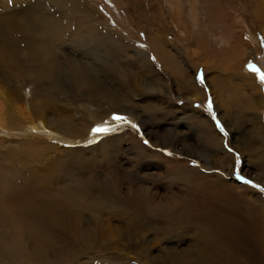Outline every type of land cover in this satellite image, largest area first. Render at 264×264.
Listing matches in <instances>:
<instances>
[{
	"label": "rangeland",
	"instance_id": "obj_1",
	"mask_svg": "<svg viewBox=\"0 0 264 264\" xmlns=\"http://www.w3.org/2000/svg\"><path fill=\"white\" fill-rule=\"evenodd\" d=\"M47 9L53 18L45 19ZM20 11L21 20L66 31L55 50V83L45 60L27 65L42 75L23 69L36 33L9 25L16 42L0 39V88L11 115L28 102L51 126L44 137L42 130L30 134L20 117L0 125V264H44L31 257L40 246L33 225L42 211L50 233L72 252L73 259L55 264H174L170 255L191 244L188 215H167L183 205L185 184L193 181L187 169L200 181L242 185L260 198L257 205L264 203V134L258 139L254 131L264 132V0H0V18ZM94 27L105 40L101 47L86 36L74 41ZM156 45L171 54V66ZM73 64L92 73L79 76ZM245 71L256 81L237 77ZM219 75L224 95L212 80ZM185 82L196 84L197 93ZM117 90L118 102L111 100ZM205 120L215 133L204 135ZM98 124L110 132L93 137ZM69 125L79 133L67 131ZM123 133L126 140L119 139ZM78 189L87 199L84 224L71 227L65 196ZM10 216L22 217L21 235L12 232ZM86 226L98 228L92 246L78 239Z\"/></svg>",
	"mask_w": 264,
	"mask_h": 264
},
{
	"label": "bare ground",
	"instance_id": "obj_2",
	"mask_svg": "<svg viewBox=\"0 0 264 264\" xmlns=\"http://www.w3.org/2000/svg\"><path fill=\"white\" fill-rule=\"evenodd\" d=\"M29 8L30 7H28V9ZM39 8L40 7H38V11L40 10ZM46 14H48V9L46 10ZM20 15H21V11L19 13L10 12V14L7 17L0 18V36H2L0 37V39L2 41H5L6 44H14V42H16L15 38L12 37L13 31L8 27L9 25L13 26V25H18V24H23L25 25V27L23 28L25 32L36 33L34 35L35 36L34 40L36 41V43H34V46H35L33 48L34 50H32L31 53L28 52L27 55L24 56L27 58V60L23 59V64H22V66H24L23 69L30 68L32 71H34L32 72L33 77L42 75V73L36 71L37 69L35 67H34L35 69L33 67L32 69L31 67L27 65L30 64V62H32L35 59L45 60L47 62V65H44V66H48V70L46 71L45 69L46 76H48V79L52 83H55V80L59 74V73L57 74L59 70V63L55 62V56H56L55 50L57 48V45L58 46L60 45L59 43L57 44V42L63 36H65L64 34L65 32L63 33L64 35L61 36V30L65 28L62 27L63 29L61 30L59 29L60 31H57L58 29H57V26L55 27V25H58V24H54V27L44 28L43 26H40V22H41L40 20L39 22L38 20L36 21L33 19H27V18H25L24 20H21L19 18ZM23 15L24 14H22V16ZM47 16L45 17V19L53 18L50 16V14H48ZM35 23L36 25H34ZM77 27L78 26H76L75 28ZM63 31H66V30H63ZM99 33H100L99 29H97V27H94L93 30H90L89 32H85L84 35L75 34V39L74 38L73 39L74 41H78V40H81V38L86 36L85 39L87 41V44L94 43V44H98L101 47L103 43L105 42V40L103 39L102 35H100ZM116 42L114 43V45H116ZM233 49H235L234 51H236V49H240V46H237ZM122 50L121 48L120 49L115 48L114 53H117ZM156 50H157V54H159V56L166 62V64L170 65L168 62L169 59L172 60L174 63V60L172 59L173 57L171 56L170 53H168V51H164L165 50L164 47H160L156 45ZM111 53H113L112 50H111ZM56 64L58 66V69L56 67ZM175 65L176 67L175 66H172V67H174L175 70L177 69L178 73L180 72L184 76L186 71L184 72L183 69L179 67V65L177 64ZM206 66H207V69H209L208 64ZM73 68L75 69V72L79 73V76H82V77H85V75L88 73L89 74L92 73L91 72L92 68L89 66L80 68L79 65L73 64ZM243 73H245V75ZM237 77L245 78L248 81L250 80L256 81L255 75L251 74L248 71L240 73V75H238ZM212 80L214 81V86L216 87V90L219 92V94L224 95V91H225L224 89L226 87H225L224 81L221 79V75H219L218 77L216 76L213 77ZM249 84H252V83L249 82ZM99 85L101 84L99 83L97 86ZM187 85L189 88L188 91H192V92L195 91V93H197L196 90H198V88L196 87V84L195 85L190 84L189 86V83H186V86ZM254 87L255 86H251L250 89L251 90L253 89L252 92L254 91V93H256L257 90H255ZM119 94L120 92H118L117 90L116 93L112 94L111 100L114 98H117V102L120 101V99L117 96ZM249 100L250 102H252V99H249ZM117 102L115 103L118 104ZM9 104H10L9 98L7 97L4 90L0 88V125L10 120L17 122L18 121L17 118L20 117L22 121H24L25 127L26 129H28V132L30 134L33 135L35 131L42 130L43 136L47 137V135L45 134V131L51 130L49 129L51 128V126H48L45 123V121H43L41 118H38L31 113L30 105L28 102L27 104H23L17 107L16 118L11 115L9 111ZM189 117L191 118L193 117V115ZM202 118L201 120H204ZM14 122H10V123H14ZM65 123H69V122L66 120ZM210 125H211L210 123L209 124L207 123L206 127H203L204 130L206 128L204 135L215 133ZM76 128L77 127L75 126L69 125L65 129L72 134H77L79 132ZM96 128H107V126L104 127L98 124L95 126L94 130ZM58 131H55L56 133L50 131V133L53 134V135H50V137L52 136V137L58 138L59 140L65 141L67 143H75V142L76 144L79 143L78 141H75V139H73L72 137L68 136L69 138H67L65 135H61L60 133H58ZM254 131H256V136L258 139H260L259 135L261 136V134H264V132L261 130V127H258V129L257 130L255 129ZM109 132L110 131H108V133ZM100 133L101 132L94 131L92 136L97 138V136H99ZM126 138L127 136H125V133L119 136L120 140H126ZM67 140H71V141H67ZM141 152L142 150H140V153ZM177 164L176 166H178ZM176 166L174 167L175 170L181 171L180 169H183V168H179ZM187 170L188 172L186 173L185 176H188L189 179L193 181H189V182L187 181L188 184H185L187 188L183 190V195L185 197L183 198V205L181 207L173 206L171 209V211L173 212H170L167 215H174V218L176 217L175 214L178 215V213L181 214V212L186 214L185 216L188 215L189 218L186 221L190 219L191 221H189V224L192 225V228L191 229L189 228L190 236L187 238L189 241L191 240L190 242L191 244H189L190 250L186 249L184 250L185 252H182L181 250H180L181 252L176 251L177 253L170 255L169 257L170 263L173 262L174 264H264V203L262 202L261 204L257 205V202L255 201L260 198L251 197L252 191L244 189L242 185H234V184H228L225 182H218V181L207 182L204 179H201L200 181L194 176L192 172L193 170H189V169ZM67 192H68V189L65 190V193ZM70 192L71 190L69 191L68 195L65 196V198L67 202H71L72 205H70L71 209L69 210V212L66 211L67 213L66 214L64 213L65 218L70 219L71 227L72 226L74 227L75 225L82 226L84 224L82 211L86 208V201H87L86 195L84 194L85 192H82L79 189L73 192L72 194H70ZM2 197L0 200L1 205H2L0 207V211L3 210L2 207L5 202V197L3 198ZM232 197H234L235 203L232 202ZM39 212L40 210L38 211V213ZM45 213L46 211H42L41 213L42 217H39V221L37 220L38 222L36 224L34 223L33 225L34 232H37L39 234L38 243L40 244V246H37L35 249H33V253L31 254V257L33 259L32 261L36 263L42 262L44 264H55L56 262L58 263L64 262L68 260L70 257L72 258L71 256L72 252L69 251L67 248L65 249L61 247L60 245L61 240L58 237L56 238L53 233H50V231L47 228L49 220L46 217H44L45 219L43 218ZM3 215H5V213L0 212V216H3ZM7 219L11 222V225L13 227L11 228L10 226H8L9 224H7V226L11 228L12 232H15V236L21 235L19 234V232L22 230L17 232V229L22 224V221L20 220L22 219V217L16 218V217L10 216ZM41 219L42 221H40ZM194 224H196L195 227L193 226ZM79 230L82 233V238H80L81 236L80 235L78 239H80V241H82L83 244L87 246L88 245L92 246L94 243H96L95 239L99 237L98 228L86 226V227H82V229H79ZM178 230H177V233H178ZM175 232H176V229H175ZM41 234L45 237H41L40 236ZM97 246L99 247V244H97ZM192 246H193V249L191 248Z\"/></svg>",
	"mask_w": 264,
	"mask_h": 264
},
{
	"label": "snow or ice",
	"instance_id": "obj_3",
	"mask_svg": "<svg viewBox=\"0 0 264 264\" xmlns=\"http://www.w3.org/2000/svg\"><path fill=\"white\" fill-rule=\"evenodd\" d=\"M252 70L253 71H258V69H256L254 66H253V68H252ZM261 80L262 81H264V73H262L261 74ZM116 119H121V117H115ZM94 131H96V132H102V131H108V129L107 128H96ZM240 179H244L243 177H240ZM245 183H252L251 181H249V180H245Z\"/></svg>",
	"mask_w": 264,
	"mask_h": 264
}]
</instances>
